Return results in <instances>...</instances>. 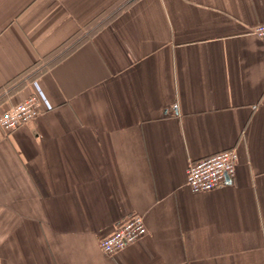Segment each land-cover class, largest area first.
<instances>
[{"label":"crops","instance_id":"crops-1","mask_svg":"<svg viewBox=\"0 0 264 264\" xmlns=\"http://www.w3.org/2000/svg\"><path fill=\"white\" fill-rule=\"evenodd\" d=\"M264 0H0V264H264ZM235 177L187 185L224 149ZM140 214L113 255L101 238Z\"/></svg>","mask_w":264,"mask_h":264},{"label":"built area","instance_id":"built-area-1","mask_svg":"<svg viewBox=\"0 0 264 264\" xmlns=\"http://www.w3.org/2000/svg\"><path fill=\"white\" fill-rule=\"evenodd\" d=\"M264 47V22L253 28ZM39 95L32 94L0 114V125L6 132L37 117L41 111ZM238 155L235 149H224L192 161L187 168L186 183L193 192L210 191L235 177ZM140 214H133L116 224L115 229L101 238L102 252L113 255L148 232Z\"/></svg>","mask_w":264,"mask_h":264}]
</instances>
